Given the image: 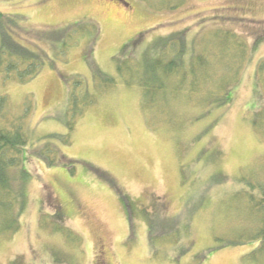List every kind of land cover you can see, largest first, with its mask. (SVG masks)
<instances>
[{
  "label": "rangeland",
  "instance_id": "374dc122",
  "mask_svg": "<svg viewBox=\"0 0 264 264\" xmlns=\"http://www.w3.org/2000/svg\"><path fill=\"white\" fill-rule=\"evenodd\" d=\"M124 2L0 0L46 54L25 84L0 75L9 100L0 125L19 116L28 135L8 172L23 209L14 233L2 221L0 264H95L99 245L107 264H264L255 238L264 215L250 189L264 182V0ZM216 26L244 39L242 64L223 61L225 73L206 70L201 85L154 69V58L170 57L165 38L193 42ZM65 29L76 41L63 55L53 38ZM196 50L180 60L194 65ZM96 70L114 80L104 93ZM152 70L160 85L145 90L138 81L153 82ZM65 122H74L70 143L53 139L48 165L37 152L67 133ZM56 212L79 241L53 231Z\"/></svg>",
  "mask_w": 264,
  "mask_h": 264
},
{
  "label": "trees",
  "instance_id": "16d2710c",
  "mask_svg": "<svg viewBox=\"0 0 264 264\" xmlns=\"http://www.w3.org/2000/svg\"><path fill=\"white\" fill-rule=\"evenodd\" d=\"M178 1L182 3L184 0ZM177 7L178 6H173V8L168 7V9L173 10ZM11 18L23 21V17L21 19V16H8L7 14L0 12V75L4 83L13 82L16 84H25L34 79L41 72L45 65L44 58L46 57V54H41L30 48L35 47L42 50L38 47L35 41L29 40L27 37H23L18 33V31H20L26 36L25 34L30 33L32 30L30 29V32H25L22 28L15 29V23L12 22ZM222 19L225 20L227 18ZM91 24L95 25L94 23ZM62 31L63 32L56 34V37H54L53 40L58 43L59 53L64 55L67 52L66 49H69L75 44L76 36L73 37V35L70 34L65 40L67 29H65V33L64 30ZM94 32L92 38L95 37L96 31L94 30ZM18 35H20L21 39L17 38ZM39 36H41V34H39ZM41 38V40L47 41L45 37L41 36ZM53 40L50 39L49 41L52 42ZM138 40V37L134 39L130 45L126 46L125 50L128 49V47H135ZM165 40L167 41V46L170 48V57L164 62H162L161 59L154 58L151 63H153L154 69L157 68L159 71L162 69L161 73L165 75V78L172 80L169 77L175 76L174 78L180 86L183 84L185 85V77L188 72L194 75L193 81L199 83V85L202 84L200 81L203 78V73L206 74V70H208V73H211L213 76L219 77L217 76L218 71L219 73H225L223 61L228 59L231 64H233L234 61L237 64H242L240 57L243 58L244 55H247L248 51L244 39L237 33L217 26L210 32L200 33L198 39H194L193 42H187L186 37L182 34L175 37L173 36L172 38L167 37ZM210 41L212 43L211 46L209 45ZM237 46L240 47L239 50ZM185 47H189L192 50L194 47L197 49V54L194 58V65L193 59H191L190 55L184 60H180L181 55L186 54V51L184 52ZM159 48L162 49V46L160 45ZM233 48H237V50ZM186 66H188V68ZM259 68H261V66ZM117 69L120 75L124 74L121 65H118ZM95 75L97 78L100 77L105 81L103 90L99 93H104L109 89L111 84L114 83L113 79L103 76V74L97 70L95 71ZM151 75L152 79L150 80L153 82H144L143 80L138 81L139 84L146 86L145 90H151L154 83H156V86L160 85V77L158 76V73L155 70H152ZM125 83H129V81L125 80ZM90 100L94 101L93 98ZM7 111H9V100L6 95L0 94L1 119H3V116ZM14 121L16 123L13 124V121H7V119H5L4 123L6 124L0 125V227L3 223L2 221L5 220V223L9 224L11 230L10 233L4 234L0 229V236H3V234L9 235L17 230V211L20 212L23 209L21 193L10 183L8 172L9 168L17 167L23 161L24 149L28 144V135L26 129L20 122L21 118L18 116ZM65 124L67 125V133L63 136L51 135L48 138L45 137V143L42 145V149L37 152L48 160V165L55 163L57 160V158H54L56 154L53 147L56 151L58 148L53 145L52 140L58 139L63 145L70 143L69 133L73 131L72 124H74V122H65ZM50 142H52V144ZM47 150L49 151L47 152ZM30 152L32 151L29 150V153ZM253 188H255L254 190H256L258 194H260L258 205L264 215V182L260 183L256 181V184L251 185L250 189L253 190ZM252 197L253 196H251V198ZM253 199L254 197L252 200ZM60 215L61 214L57 212L54 214L55 220L51 221L53 231H58V233L70 241H74L75 239L79 241L80 239L77 235L72 234L71 231L64 230L63 225L59 223L61 220ZM44 217L46 218V216H43L41 222L43 225L45 220ZM261 221L263 226L260 227L255 234V238H258L259 240V246L256 249L264 251V216H262ZM171 228L175 229L173 225ZM166 236L171 238L170 234ZM184 251L185 250H181L180 255L184 254Z\"/></svg>",
  "mask_w": 264,
  "mask_h": 264
},
{
  "label": "flooded vegetation",
  "instance_id": "af4514ba",
  "mask_svg": "<svg viewBox=\"0 0 264 264\" xmlns=\"http://www.w3.org/2000/svg\"><path fill=\"white\" fill-rule=\"evenodd\" d=\"M95 264H107L106 260L104 258V252L102 250L101 245H99V247H98V251H97V255H96V259H95Z\"/></svg>",
  "mask_w": 264,
  "mask_h": 264
},
{
  "label": "water",
  "instance_id": "95a60500",
  "mask_svg": "<svg viewBox=\"0 0 264 264\" xmlns=\"http://www.w3.org/2000/svg\"><path fill=\"white\" fill-rule=\"evenodd\" d=\"M119 3L123 4L126 7V3L124 2V0H117Z\"/></svg>",
  "mask_w": 264,
  "mask_h": 264
}]
</instances>
